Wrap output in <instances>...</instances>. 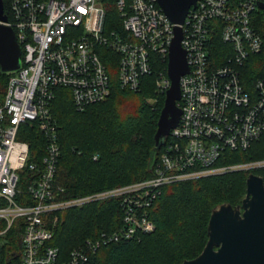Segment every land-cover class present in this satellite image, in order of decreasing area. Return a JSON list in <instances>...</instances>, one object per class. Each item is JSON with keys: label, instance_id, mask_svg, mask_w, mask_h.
Segmentation results:
<instances>
[{"label": "built area", "instance_id": "2783aa9c", "mask_svg": "<svg viewBox=\"0 0 264 264\" xmlns=\"http://www.w3.org/2000/svg\"><path fill=\"white\" fill-rule=\"evenodd\" d=\"M111 0H7L9 26L21 47L20 67L7 73L0 104V237L19 235L20 264H86L100 247L151 233L148 210L162 188L230 172L264 170V158L219 164L226 152H245L264 134V72L245 87L240 69L263 48L252 19L264 0H198L183 24L181 49L188 72L179 79L181 115L160 148L151 177L84 196L63 199L55 185L60 156L50 105L55 88L70 93L77 111L103 102L112 92L110 68L118 86L139 90L154 62H166L156 85L169 88L167 62L173 27L157 0H112L119 26L106 23ZM216 40L223 44L214 54ZM220 52V53H219ZM36 123L45 137L38 162L18 139L22 125ZM34 173L26 198L18 201L20 173ZM256 175V174H255ZM116 200L122 212L118 232L87 240L62 258L51 245L56 214ZM54 216L53 222L48 218Z\"/></svg>", "mask_w": 264, "mask_h": 264}, {"label": "trees", "instance_id": "16d2710c", "mask_svg": "<svg viewBox=\"0 0 264 264\" xmlns=\"http://www.w3.org/2000/svg\"><path fill=\"white\" fill-rule=\"evenodd\" d=\"M8 16L7 0H2ZM108 26H119L113 1L104 3ZM252 26L263 39V48L240 69L246 88L264 72V11H257ZM223 44L216 40L214 54ZM220 53V52H219ZM218 55V54H217ZM166 62L156 60L151 75L143 77L138 91L123 90L116 81V69L110 68L112 92L103 102L77 111L66 89L55 88L50 105L55 120L60 156L55 185L63 188V199L84 196L123 186L151 177L148 164L154 147V134L164 98L157 95L156 79L165 73ZM0 72V104L8 81ZM150 100H153L151 103ZM18 139L29 147V161L38 162L45 151V137L36 123L22 125ZM159 153V152H158ZM264 158V134L245 152H226L219 164ZM264 183V170L255 171ZM245 172H230L176 183L162 188L158 200L148 210L155 229L130 240L100 247L86 264H181L197 257L207 241V224L212 209L220 204L237 206L246 193ZM34 173L25 168L20 173L18 201L26 198ZM51 245L62 258L87 240L105 233L118 232L122 212L116 200L90 203L53 214ZM48 218L52 224L54 216ZM0 264H20L19 235L11 230L0 237Z\"/></svg>", "mask_w": 264, "mask_h": 264}, {"label": "water", "instance_id": "95a60500", "mask_svg": "<svg viewBox=\"0 0 264 264\" xmlns=\"http://www.w3.org/2000/svg\"><path fill=\"white\" fill-rule=\"evenodd\" d=\"M197 1L157 0L163 14L174 27L167 62L170 84L153 137L149 170L170 131L177 127L181 115L177 106L180 100L179 79L188 72V67L180 46V26ZM259 7L264 9L263 4ZM6 22L3 1L0 0V72L4 74L18 70L21 59V47L13 30L4 25ZM181 264H264V183L260 176L252 173L247 175L246 193L239 205L233 207L223 203L212 209L203 250L194 259L184 260Z\"/></svg>", "mask_w": 264, "mask_h": 264}, {"label": "rangeland", "instance_id": "374dc122", "mask_svg": "<svg viewBox=\"0 0 264 264\" xmlns=\"http://www.w3.org/2000/svg\"><path fill=\"white\" fill-rule=\"evenodd\" d=\"M156 88H157V85H156ZM157 95L158 96H160V95H162L161 94V92H160V90L157 88ZM165 97V95L163 94V98ZM151 101V103L153 102V100H150ZM128 185V184H127Z\"/></svg>", "mask_w": 264, "mask_h": 264}]
</instances>
